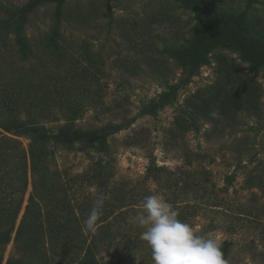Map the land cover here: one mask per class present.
I'll use <instances>...</instances> for the list:
<instances>
[{
  "label": "rangeland",
  "instance_id": "1",
  "mask_svg": "<svg viewBox=\"0 0 264 264\" xmlns=\"http://www.w3.org/2000/svg\"><path fill=\"white\" fill-rule=\"evenodd\" d=\"M29 1L0 0V25ZM206 1L229 24L245 25L247 39L264 49V0ZM56 8L45 4L28 15L26 61L13 34L0 41L5 68L0 122L15 117L51 130L69 121L83 129L117 127L105 139L104 152L97 145L48 140L50 167L76 175L92 159L105 157L111 182L136 197L133 207L122 210L128 212L127 224L114 219L116 209L109 218L114 224L140 239L143 229L133 222L131 209L160 194L177 212L183 209L196 234L220 241L228 264H264V67L253 71L234 46L218 42L192 74L181 56L196 42L204 17L182 0H65L59 23ZM54 30L60 33L61 60L46 47ZM18 83L20 106L10 116L6 104ZM247 84L258 89V109L233 114L226 97H244ZM162 97L166 102L151 112ZM209 110L217 113L213 120L203 115ZM2 137L18 142L28 158V136L0 128ZM149 165L161 169L160 180L144 179ZM17 176L14 169L9 177L17 183ZM27 180L0 264L15 257V231L25 206L41 197L29 170ZM85 191L95 198L94 188ZM143 248L131 254V264H153L150 248ZM118 253L100 252L97 259L105 264Z\"/></svg>",
  "mask_w": 264,
  "mask_h": 264
},
{
  "label": "trees",
  "instance_id": "2",
  "mask_svg": "<svg viewBox=\"0 0 264 264\" xmlns=\"http://www.w3.org/2000/svg\"><path fill=\"white\" fill-rule=\"evenodd\" d=\"M182 1L204 17L198 27L196 42L181 56L184 65L192 74L218 42L234 46L241 57L251 64L253 71L264 67V49L247 39L245 25L229 24L209 1ZM50 3L57 5L54 14L56 23H59L64 15L65 0H30L13 18L5 20L0 25V41H3L9 33L13 34L23 61L31 55L28 40L23 33L28 15L40 6ZM59 40L60 33L54 30L47 39L46 47L51 48L53 55L61 60L62 47ZM4 76L5 68L0 62V82H3ZM56 85V89L59 90V83ZM67 87L65 85L66 92H68ZM217 88L219 90L220 86ZM247 88L245 98L227 95L228 108L233 114L244 110L251 113L257 111L258 89L251 84H247ZM1 89L4 90V86L0 85ZM12 92L13 96L11 95L6 104L10 116H13L12 113L20 106L21 84L12 87ZM219 94L220 92L217 91V95ZM164 102L166 97H162L157 104L152 105L150 111L154 112L156 106ZM36 108L41 113V107L36 105ZM208 108L207 106L206 109ZM210 112L204 111L203 115L213 120L215 116L212 115V111ZM220 113L224 115L223 111ZM0 128L9 134L25 135L30 138L28 158L20 149L18 142L7 137L0 138V250L9 240L19 204L27 189L28 170L31 183L41 195L37 199L31 197L25 206L15 231V257L8 258L6 264H100L97 259L100 252L112 256L117 249L119 253L115 261L105 264H131V254L145 249L143 247L146 243L139 239V235H133L131 230L125 229L120 222L114 224L116 217H121L127 224L128 212L122 210L125 207H133L130 201L136 197L132 195V191H126L111 182L109 163L105 157L92 159L85 171L76 175L61 173L56 168L50 167L54 154L47 149L48 140L59 139L97 145L98 151L104 152L105 139L117 127L107 125L99 129H83L77 127L73 121H69L51 130L9 117L4 122H0ZM14 169L18 170L17 183L9 177ZM160 171L161 169L154 165H149L144 179L160 180L161 176L158 174ZM91 187L95 189L93 200L85 191V188ZM98 196L104 197V203L102 215L97 221V230L93 233L86 228L85 221ZM138 203L137 200L136 204ZM115 209L120 212L115 214L113 220L109 219ZM140 210L141 208H134L131 212ZM178 218L187 222L183 209L178 212ZM226 250V248L222 249L224 256Z\"/></svg>",
  "mask_w": 264,
  "mask_h": 264
},
{
  "label": "clouds",
  "instance_id": "3",
  "mask_svg": "<svg viewBox=\"0 0 264 264\" xmlns=\"http://www.w3.org/2000/svg\"><path fill=\"white\" fill-rule=\"evenodd\" d=\"M103 203L104 197L98 196L85 221L93 233ZM140 208L132 220L143 229L140 239L150 248L153 264H228L220 241L196 234L189 223L178 218V212L163 195L146 196Z\"/></svg>",
  "mask_w": 264,
  "mask_h": 264
}]
</instances>
